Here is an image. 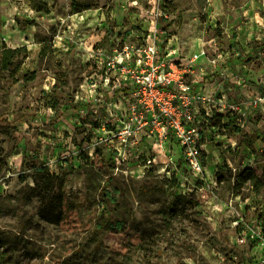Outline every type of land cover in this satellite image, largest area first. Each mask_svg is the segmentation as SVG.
<instances>
[{
	"label": "rangeland",
	"instance_id": "obj_1",
	"mask_svg": "<svg viewBox=\"0 0 264 264\" xmlns=\"http://www.w3.org/2000/svg\"><path fill=\"white\" fill-rule=\"evenodd\" d=\"M155 29L182 58L204 46L194 77L224 102L201 173L105 79L99 49ZM3 45L25 59L0 67V264H264V0H0ZM39 166L66 174L57 224L27 197Z\"/></svg>",
	"mask_w": 264,
	"mask_h": 264
},
{
	"label": "built area",
	"instance_id": "obj_2",
	"mask_svg": "<svg viewBox=\"0 0 264 264\" xmlns=\"http://www.w3.org/2000/svg\"><path fill=\"white\" fill-rule=\"evenodd\" d=\"M167 38H165L166 40ZM155 29L137 37L136 43L120 44L110 50L99 49L105 64V79L116 78L125 99L128 118L147 128L163 141H173L189 167L202 172L201 150L204 125L214 115H221L222 99H212L194 77L201 68L198 61L207 58L204 46L187 58L163 47ZM216 54L208 59L211 67H220ZM225 70V67L222 68ZM190 78V79H188ZM213 102L215 104L211 105ZM264 262V258L262 260Z\"/></svg>",
	"mask_w": 264,
	"mask_h": 264
},
{
	"label": "trees",
	"instance_id": "obj_3",
	"mask_svg": "<svg viewBox=\"0 0 264 264\" xmlns=\"http://www.w3.org/2000/svg\"><path fill=\"white\" fill-rule=\"evenodd\" d=\"M86 8V7H85ZM79 11V10H75ZM24 49L9 48L3 45L1 50L0 67L2 70L7 71L11 77H16L25 55L20 58V52ZM215 120L212 126L219 127L221 124L222 115H214ZM99 124H95L98 127ZM65 173L50 172L47 167L39 166L33 168L34 184L27 194L29 199H36L39 202L38 216L41 220L49 224H57L63 219L62 212V188L65 183ZM259 179L255 175L253 169L246 168L238 176V183H249L256 186ZM182 196H177L173 205L177 206V199ZM175 214H184V210H172Z\"/></svg>",
	"mask_w": 264,
	"mask_h": 264
},
{
	"label": "crops",
	"instance_id": "obj_4",
	"mask_svg": "<svg viewBox=\"0 0 264 264\" xmlns=\"http://www.w3.org/2000/svg\"><path fill=\"white\" fill-rule=\"evenodd\" d=\"M201 82V81H200ZM200 87H202V85H200Z\"/></svg>",
	"mask_w": 264,
	"mask_h": 264
}]
</instances>
